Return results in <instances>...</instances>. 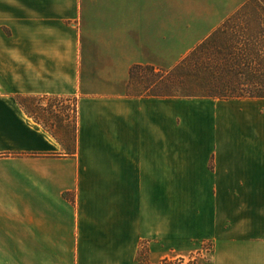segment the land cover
Listing matches in <instances>:
<instances>
[{"label":"crops","instance_id":"obj_1","mask_svg":"<svg viewBox=\"0 0 264 264\" xmlns=\"http://www.w3.org/2000/svg\"><path fill=\"white\" fill-rule=\"evenodd\" d=\"M245 1L0 0V264H264V99L128 95ZM17 95L72 98L73 154Z\"/></svg>","mask_w":264,"mask_h":264},{"label":"trees","instance_id":"obj_2","mask_svg":"<svg viewBox=\"0 0 264 264\" xmlns=\"http://www.w3.org/2000/svg\"><path fill=\"white\" fill-rule=\"evenodd\" d=\"M141 71L150 74L141 77L143 83L139 77ZM130 76L128 95L131 97L264 99V0H246L172 69L137 65L131 69ZM136 83H142L144 88L135 87ZM15 99L48 130L49 118L56 117L55 114L65 116L67 112L64 105L60 106L67 99L64 97L17 95ZM31 99L38 101V105L33 102L34 107L28 109L27 101ZM41 101H47V105L43 107ZM40 111L44 112V118ZM74 114L73 145L65 146L68 154L76 150L77 108ZM57 139L63 144L64 141ZM144 254L141 251L139 261Z\"/></svg>","mask_w":264,"mask_h":264},{"label":"rangeland","instance_id":"obj_3","mask_svg":"<svg viewBox=\"0 0 264 264\" xmlns=\"http://www.w3.org/2000/svg\"><path fill=\"white\" fill-rule=\"evenodd\" d=\"M139 77L141 79V82L143 83V79L141 77H149V73L146 71L139 72ZM137 82V81H136ZM138 85L137 83L134 84L135 87L140 86L143 87V84ZM136 89V88H135ZM144 90V89H142ZM135 91V90H134ZM72 98H67L65 100V103L60 106L66 108L67 112L65 111V116H60L58 114H55L56 117L49 118L48 121V128L49 131H51L57 138L64 141L68 146L72 147L73 145V132H74V109L76 108V103L73 100H68ZM189 103H193L199 106V111L202 113V111H206L208 109V105H218V104H224L225 100H211V99H187ZM61 107V108H62ZM45 109V108H44ZM60 110V108H58ZM203 109V110H202ZM41 112V116L44 118L45 114L43 111ZM49 117V116H47ZM48 119V118H47ZM145 252V254L141 257L139 264H149L148 263V253L146 254V248L142 250ZM213 251V243L211 241H203L198 249L186 256V257H177L174 259H166L162 261L161 264H206L208 255Z\"/></svg>","mask_w":264,"mask_h":264}]
</instances>
